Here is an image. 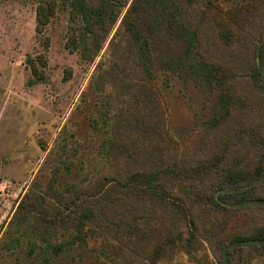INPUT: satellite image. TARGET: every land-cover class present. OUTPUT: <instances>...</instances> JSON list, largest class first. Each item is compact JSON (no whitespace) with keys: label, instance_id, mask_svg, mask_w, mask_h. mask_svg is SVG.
<instances>
[{"label":"rangeland","instance_id":"rangeland-1","mask_svg":"<svg viewBox=\"0 0 264 264\" xmlns=\"http://www.w3.org/2000/svg\"><path fill=\"white\" fill-rule=\"evenodd\" d=\"M44 1L0 0V264L41 262L38 252L29 253L26 233L20 245L10 243L20 236L11 222L25 194L50 204L81 195L91 202L95 191L111 193L112 177L128 181L144 172L162 177L164 194L123 196V212L108 211V223L91 221L86 245L73 251L81 264H226L222 249L235 235L264 230V206L215 211L203 203L212 178L190 176L260 162L264 170L256 144L258 136L264 140V96L250 79L264 0H177L194 25L202 24L196 60L219 65L228 79L224 102L218 91L165 67L181 47L166 43L162 29L150 39L155 79H148L122 25L132 0L95 38L71 16L68 0H54L56 11L38 32ZM153 15L135 14L150 29ZM258 184L264 189V172ZM184 205L199 229L190 245L189 215L175 209ZM228 253L230 264H264L262 243Z\"/></svg>","mask_w":264,"mask_h":264},{"label":"trees","instance_id":"trees-1","mask_svg":"<svg viewBox=\"0 0 264 264\" xmlns=\"http://www.w3.org/2000/svg\"><path fill=\"white\" fill-rule=\"evenodd\" d=\"M68 1L71 5V16L80 17L85 29L94 34L93 38L97 36L99 30L105 29L108 22L114 23L122 12L120 6H126L129 2V0ZM55 11L54 0L39 2L37 8L38 32H43ZM138 12L148 15L154 14L155 28L153 27V30L144 25L143 19L139 21L138 17L135 16ZM122 25L139 47L140 65L148 79H155L152 71L153 59H151L150 39L154 38L152 33L155 30L162 29L161 32L165 36L164 41L166 43L173 39L178 41L181 47L179 52L167 58L165 67L173 72H179L182 76L186 74L187 78L204 84L213 91H218L221 95L220 99L224 102L223 91L227 87L228 79L221 73L222 68L219 65H213L202 59L196 60L194 51L197 43H199L202 24L196 22L194 25L177 3V0H132L123 17ZM174 25L177 28H172ZM96 40L99 41V38L93 41ZM88 44V38L83 39L82 45L86 47ZM86 50H84V55H88ZM97 52L98 48L95 49L94 54L96 55ZM32 73L34 76H38L36 68H32ZM250 79L264 96V30L253 53ZM257 140L256 144L263 150L264 156V140L261 136H258ZM185 170L183 169L179 175L186 176ZM204 172L205 175L209 176H205ZM263 172L260 162L255 167L241 164L226 168L209 167L200 173L193 171L191 173L193 176L190 177L194 179L196 177L201 179L212 178L213 183H211L209 193L206 194L203 203L209 201L213 209H216L215 211L229 212L230 210H254L264 206V189H261L258 184V179ZM161 178L159 174L150 172L135 173L128 181H123L120 176H114L109 182L110 196L106 197V192L100 195V191H95L92 194L93 200L91 202L87 199L82 201L81 195L78 196V200H73L70 204H63L61 201L50 204L41 194L27 193L18 204L11 222L16 224V231L20 229V236H12L10 243L12 246L20 245V237L26 233L29 253L38 252L36 256L41 257L40 264H81V253L75 255L73 251L80 250L86 245L88 233L92 231L91 221H95L99 217L108 223L111 221L110 210L119 212L122 209L121 212H123L124 207H126V205L123 207L121 204L123 196L131 194L137 199L163 195L166 187L165 182L160 180ZM135 209L129 205V210L133 214ZM175 209L189 215L190 220L187 224L191 225L190 236L182 239L185 240L184 245H190L197 231H199L194 224L193 209L191 206L188 209L185 205L180 209L178 207ZM111 215L117 216L118 214ZM65 233L66 236H62ZM258 243L264 244V230L259 233L235 235L231 242L222 249L226 264H230L228 257L230 248H251ZM171 244L175 245L176 243L174 241ZM70 254L73 255L68 257Z\"/></svg>","mask_w":264,"mask_h":264}]
</instances>
